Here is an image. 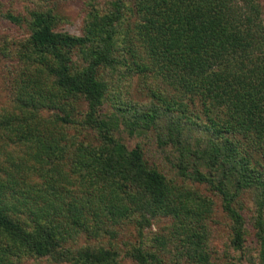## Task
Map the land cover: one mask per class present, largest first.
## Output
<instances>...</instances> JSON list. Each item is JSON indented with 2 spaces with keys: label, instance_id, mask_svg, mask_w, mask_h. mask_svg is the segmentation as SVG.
<instances>
[{
  "label": "trees",
  "instance_id": "trees-1",
  "mask_svg": "<svg viewBox=\"0 0 264 264\" xmlns=\"http://www.w3.org/2000/svg\"><path fill=\"white\" fill-rule=\"evenodd\" d=\"M0 17L27 31L19 41L0 37V54L15 64L6 67L13 107L0 112V151H7L0 162L26 163L37 177L25 184L13 168L2 170L0 264L27 256L117 264L110 243L71 244L78 235L114 239L129 216L139 235L153 218L169 219L165 234L151 237L154 249L137 245L124 252L136 264H216L206 245L213 200L167 184L137 143L129 148L120 140V127L130 136L152 132L158 149L172 154L178 176L218 196L238 261L251 254L237 205L249 193L254 257L264 264V20L258 0H85L80 35L57 30L58 17L45 0L24 17ZM135 44L186 98L120 100L103 114L109 91L123 92L131 72L146 69L132 58ZM78 99L85 110L75 118ZM73 125L90 130V137L74 141L65 132Z\"/></svg>",
  "mask_w": 264,
  "mask_h": 264
},
{
  "label": "rangeland",
  "instance_id": "rangeland-1",
  "mask_svg": "<svg viewBox=\"0 0 264 264\" xmlns=\"http://www.w3.org/2000/svg\"><path fill=\"white\" fill-rule=\"evenodd\" d=\"M46 4L52 7L54 13L57 15L58 20L56 23V29L66 31L73 35H80L83 25V18L85 15V0H45ZM261 6L262 18L264 20V0H258ZM44 6V0H0V13L9 12L13 15L26 16V11L34 8H42ZM27 34L26 28L23 24L16 25L14 23L5 20L0 17V37L5 40L12 39L19 41ZM9 45L13 47L11 41H8ZM128 56V54L126 55ZM132 58L140 63V67L144 66L146 69L143 72L135 71L131 72L130 76L126 78L127 84L122 92L118 88H112L109 91L110 97L104 99L101 104V112L109 114L114 111L112 105L117 104L120 100H127L135 103L146 102L152 99L154 102H159L158 99H185L182 97L180 91L173 88L168 81L163 79L157 72L154 71L153 65L148 62L146 55L144 54V48L140 44H135L133 49ZM14 60L8 59L0 54V112L9 111L12 106L11 97L13 91L11 85L8 83L11 81L12 74H8L6 67L12 69L15 66ZM8 65V66H7ZM124 69V68H122ZM110 88V87H109ZM109 88L107 90H109ZM116 92L121 93V96H117ZM75 106L74 116L79 118V111L84 112L85 103L78 99L73 102ZM77 111V112H76ZM49 113L46 109L41 110V115L46 116ZM78 113V114H77ZM67 135H75L74 141H85L90 137V130L83 131L76 125L67 127L65 130ZM117 136L127 146L133 147L136 143L140 146L143 153L145 162L153 166L164 176L165 182L177 187L195 190L201 194L209 196L213 200V213L209 216L208 222L210 235L207 240V247L211 250V260L216 264H257L254 257L253 249L256 245L252 236V229L249 225V219L253 216V201L249 193H243L238 202V207H241V212L244 215L246 221V238L245 243L251 254L241 256L240 261L236 259V254L232 251L228 242V220L225 214L220 209V200L218 196L208 191V187L204 184L191 183L190 181L178 176L173 166L174 159L172 154L166 155L163 151L159 150L155 143V138L151 133H146L142 136L128 135L126 132L119 128ZM7 151L4 149L0 151V158L5 155ZM258 163L262 162V159L254 158ZM5 162H0V177H3L6 167L13 168L10 172L16 179L24 180L25 184L28 182L35 183L36 178L31 176V171H27L24 167L26 163L20 167L15 165H6ZM27 165V164H26ZM28 165H31L28 162ZM3 170V171H2ZM25 187V186H24ZM115 228V227H114ZM118 234L114 239L107 240L106 237L101 238L98 241L91 239H85L82 235H78L74 238V243L71 245L82 246L84 243L90 245H112L119 253L117 264H136L132 259L125 256L124 252L129 250L130 247L141 246L145 251H151L153 242L151 237L155 234L163 235L169 229V219L163 216H157L153 218L148 227L141 229L140 235L137 234V227L135 225L134 216H129L125 219L119 227L115 228ZM164 255V254H163ZM163 259L166 261V257ZM13 264H55L47 257H33L27 256L20 258ZM166 264H172L168 259ZM180 264H186L182 262Z\"/></svg>",
  "mask_w": 264,
  "mask_h": 264
}]
</instances>
